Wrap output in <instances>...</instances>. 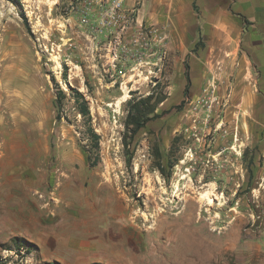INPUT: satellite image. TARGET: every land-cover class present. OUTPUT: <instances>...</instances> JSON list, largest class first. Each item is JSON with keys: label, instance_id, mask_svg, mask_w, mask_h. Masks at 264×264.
I'll use <instances>...</instances> for the list:
<instances>
[{"label": "rangeland", "instance_id": "rangeland-1", "mask_svg": "<svg viewBox=\"0 0 264 264\" xmlns=\"http://www.w3.org/2000/svg\"><path fill=\"white\" fill-rule=\"evenodd\" d=\"M68 4L0 0V264H263L240 243L264 234V0L190 8L163 62L115 86Z\"/></svg>", "mask_w": 264, "mask_h": 264}, {"label": "built area", "instance_id": "built-area-1", "mask_svg": "<svg viewBox=\"0 0 264 264\" xmlns=\"http://www.w3.org/2000/svg\"><path fill=\"white\" fill-rule=\"evenodd\" d=\"M143 1L130 7L128 0H69L64 25L91 40L102 76L111 86L150 74L153 61L160 64L167 55V27L139 21L138 6Z\"/></svg>", "mask_w": 264, "mask_h": 264}, {"label": "crops", "instance_id": "crops-1", "mask_svg": "<svg viewBox=\"0 0 264 264\" xmlns=\"http://www.w3.org/2000/svg\"><path fill=\"white\" fill-rule=\"evenodd\" d=\"M212 1V0H210ZM222 5H227L228 7L232 4V7L235 8L238 6L237 2L239 1V10L242 12L248 11V13L253 14L254 10L257 7V0H221ZM231 1V2H229ZM136 0H128V4L130 7L135 6ZM201 6V10L209 11V0H145L141 5L138 6V16L139 21L143 22L147 26L154 27H167L168 35H169V45L171 47L176 46L180 38V31L190 30L188 29L189 23L185 25L182 20L183 15L188 13L190 8L194 10L197 5ZM226 7V6H225ZM225 7H221L225 9ZM227 8V7H226ZM219 9V8H215ZM245 15V14H244ZM195 24V23H194ZM192 30H198L202 28L201 22L196 26L193 25L191 27ZM45 234L47 236V228L45 230ZM257 244L249 245L247 243L241 242L242 248L248 252L250 249L253 250L254 246L259 248V252L263 258L264 264V234L261 236L259 240H257Z\"/></svg>", "mask_w": 264, "mask_h": 264}, {"label": "trees", "instance_id": "trees-1", "mask_svg": "<svg viewBox=\"0 0 264 264\" xmlns=\"http://www.w3.org/2000/svg\"><path fill=\"white\" fill-rule=\"evenodd\" d=\"M23 17H25V16L23 15ZM25 19H26V17H25ZM199 44H200V42H197V44L195 45V49L199 48V46H200ZM63 80L71 89L72 97H73L75 103L77 104V107H78L80 114L84 118H86L87 121L90 122L88 132H89V135L92 139L91 140L92 141L91 147L94 150H97L99 147L98 141H99L100 137L95 132V130L93 129V127L91 125V112H90L89 103H88V101H87V99L83 93H81L77 89H73L72 87H70L67 74H63ZM185 80H186V83H185L184 94L188 95L191 84H192L188 70L186 71ZM53 81L55 82V79ZM56 85H58V84H56ZM65 98H66V94L64 93V91L62 89H60V87H58V94H57L56 103H57V107L59 110L62 108L63 100ZM145 105H147V102L145 100L139 101L138 103H135V102L130 103V108L128 110V118H127V128L129 129V131L132 132V136H135L138 133V131L140 129H142V126H143V123L145 120V116H146L144 113H142V107ZM180 109H181V107L179 108V110ZM57 119H59V120L61 119L60 114L57 116ZM132 125H133V127H131ZM92 148L89 150L90 154L92 153ZM44 264H59V262L52 261V262L44 263ZM92 264H103V263L95 262Z\"/></svg>", "mask_w": 264, "mask_h": 264}, {"label": "bare ground", "instance_id": "bare-ground-1", "mask_svg": "<svg viewBox=\"0 0 264 264\" xmlns=\"http://www.w3.org/2000/svg\"><path fill=\"white\" fill-rule=\"evenodd\" d=\"M226 36H227V39H226V41H227L226 43L227 44H225L226 45L225 49L226 48H231V47L234 48L233 45H234L235 39L233 38L232 34H229V33L226 32Z\"/></svg>", "mask_w": 264, "mask_h": 264}]
</instances>
